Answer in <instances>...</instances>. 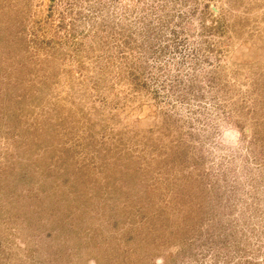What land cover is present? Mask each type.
I'll list each match as a JSON object with an SVG mask.
<instances>
[{"label": "rangeland", "instance_id": "rangeland-1", "mask_svg": "<svg viewBox=\"0 0 264 264\" xmlns=\"http://www.w3.org/2000/svg\"><path fill=\"white\" fill-rule=\"evenodd\" d=\"M0 264H264V0H0Z\"/></svg>", "mask_w": 264, "mask_h": 264}]
</instances>
